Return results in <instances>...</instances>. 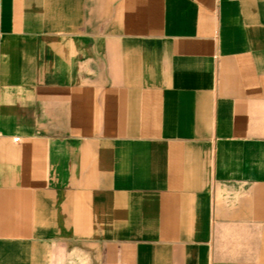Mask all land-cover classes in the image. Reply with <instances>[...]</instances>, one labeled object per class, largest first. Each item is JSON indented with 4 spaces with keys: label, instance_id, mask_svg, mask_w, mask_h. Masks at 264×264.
<instances>
[{
    "label": "crops",
    "instance_id": "crops-1",
    "mask_svg": "<svg viewBox=\"0 0 264 264\" xmlns=\"http://www.w3.org/2000/svg\"><path fill=\"white\" fill-rule=\"evenodd\" d=\"M0 264H264V0H0Z\"/></svg>",
    "mask_w": 264,
    "mask_h": 264
},
{
    "label": "built area",
    "instance_id": "built-area-1",
    "mask_svg": "<svg viewBox=\"0 0 264 264\" xmlns=\"http://www.w3.org/2000/svg\"><path fill=\"white\" fill-rule=\"evenodd\" d=\"M18 141V140H17Z\"/></svg>",
    "mask_w": 264,
    "mask_h": 264
}]
</instances>
